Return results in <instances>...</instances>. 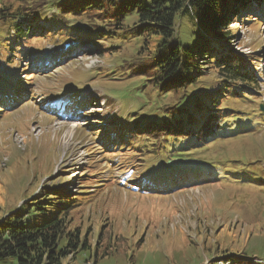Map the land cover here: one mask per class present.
I'll return each mask as SVG.
<instances>
[{"label":"rangeland","instance_id":"rangeland-1","mask_svg":"<svg viewBox=\"0 0 264 264\" xmlns=\"http://www.w3.org/2000/svg\"><path fill=\"white\" fill-rule=\"evenodd\" d=\"M24 1L0 0V6L4 2L16 7ZM47 1L48 10L46 6L41 12L48 17L37 20V36L53 34L51 24L63 18L59 0ZM244 8L238 18L228 20L230 34L224 43L245 58L246 66L240 64L249 68L257 87L249 91L245 83L241 89L250 97L222 104L234 108L226 114L239 115L226 124L236 126L237 133L211 139L200 145L204 151L194 160L178 162L198 170L191 177L174 175L187 169L172 164L177 151L165 146L177 140L164 136L159 151H148L145 136L131 131L129 140V134L121 135L136 120L149 124L146 118L169 117L163 106L172 102L168 95L144 93L143 77L130 72L139 62L132 61L138 40L112 37V45L120 46L116 57L115 52L100 53L95 40L78 38L66 44V36L54 34L38 43L26 42V57L9 62L6 58L13 52L5 53L0 43V72L21 82L31 78L28 90L35 89L28 103L24 101L31 93L18 101L0 97V110L7 108L0 113V220L47 188H61L66 197H75L80 182L87 181L83 190L90 199L70 222L87 237L89 249L65 258L63 264H227L234 258L235 264H264V0ZM64 22L81 24L79 18ZM0 30V39L14 42L1 20ZM205 70L211 74L203 85L218 75ZM13 107L17 109L8 111ZM106 132L109 143L103 139ZM117 138L122 140L116 143ZM138 148L142 165L136 157L128 159ZM172 175L179 177L177 189L178 183L189 185L162 194L168 190L163 182ZM15 262L12 256L0 259V264Z\"/></svg>","mask_w":264,"mask_h":264},{"label":"trees","instance_id":"trees-1","mask_svg":"<svg viewBox=\"0 0 264 264\" xmlns=\"http://www.w3.org/2000/svg\"><path fill=\"white\" fill-rule=\"evenodd\" d=\"M253 1L59 0L57 8L63 18L58 20L60 23L53 22L51 30L55 33L57 27V37L66 36L67 44L69 41L77 42L75 40L78 38L93 39L100 52H115L116 57H119L117 52L120 51V46L117 43L112 45L115 42L110 41L112 37L119 41L122 38H135L137 43H141L135 48L132 59L134 64L139 61L138 65L131 67L130 72L139 71L144 81V93L149 96L151 93L168 95L172 97V102L163 106L164 113L169 117L160 115L146 118L150 120L149 124L136 120L133 125L129 124L126 133L133 131L145 136L149 141L146 144L148 151H159L160 139L164 136L177 140L176 143L168 142L165 146L169 150L174 148L177 151L170 158L172 164L177 163L180 169L184 166L187 169L178 170L174 175L189 173L191 177L197 175L195 171L198 170L194 171V166L178 162L194 160L195 155L204 151L200 145L211 139L221 138L226 133H237L236 126L226 124L238 119L239 115L235 112L226 114L234 111V108L223 107L222 104L225 100L237 101L250 97L247 91L241 89L245 83L249 84V91L252 87H257L255 78L250 79L249 68L242 67V59L223 43L230 34L227 32L228 20L238 18L240 9L245 7V10ZM255 1L259 3L262 0ZM49 3L47 0H25L16 7L11 3H2L0 20L15 38L14 42L6 37L0 39L2 50L8 54L13 52L12 57L6 58L8 62L13 61L14 57H26L27 48H22L26 42L38 43L49 35L51 31L44 36H37L35 32H41L38 29L41 23H37V20L43 21L48 17L41 11H45L46 6L48 10ZM72 18H79L81 24L70 25L64 22ZM6 34L4 32L3 35ZM106 41L109 43H105ZM34 48H37L36 44ZM22 63L18 65L25 70L26 66ZM205 67L218 74L207 85L203 83L211 73H203L206 71ZM25 80L21 82L16 77L8 78L0 72V97L12 96L18 101L28 98L31 93L28 100H32L35 89L28 90L33 85L28 81L31 78ZM16 109L13 107L8 111ZM4 110L7 108L0 110V113ZM150 112L152 111L148 110L146 114L149 115ZM108 136V132L103 136L106 143H109ZM129 138L133 139V136L129 134ZM130 146L132 148L133 144ZM191 149L194 150L190 151ZM138 150L128 159L136 157L141 161L139 165H142V150ZM176 176H170L163 183L168 187L171 185L172 190H175V180L179 178ZM80 184L75 197H66V192L61 188L58 191L47 188L41 194L37 193L26 200L23 203L26 205L25 209L22 204L0 220V259L12 256L16 259L14 264H63L65 258L73 254L75 257L78 252L89 249L87 237L83 238L79 227L72 229L70 222L74 213L81 209L82 203L90 199L85 194L86 190H83L87 189L88 182L83 181ZM229 256L230 254L224 257ZM235 259L237 258L228 260L227 263L235 264Z\"/></svg>","mask_w":264,"mask_h":264}]
</instances>
